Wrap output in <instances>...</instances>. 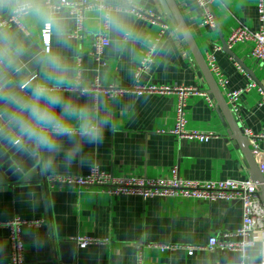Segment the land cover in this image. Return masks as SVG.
<instances>
[{"label":"crops","instance_id":"crops-1","mask_svg":"<svg viewBox=\"0 0 264 264\" xmlns=\"http://www.w3.org/2000/svg\"><path fill=\"white\" fill-rule=\"evenodd\" d=\"M108 1L118 7L128 2ZM175 1L205 59L208 52L214 53L228 78L227 86L219 87L229 107V91L256 83V88L241 95L240 119L232 113L244 129L261 133L264 90L261 93L259 88L264 89V62L251 56V44L232 49L237 59L224 47L238 24L252 29L261 27L258 0H214V26L204 22V9L198 0ZM47 2L61 0H0V16H7L18 5H33L21 19L27 31L17 24L0 29V84L12 76L19 84L35 78L30 92L42 83L55 87L56 78H62L64 84L54 91L75 105L86 106L89 118L102 129L103 136L91 143L78 134L60 137L59 152L37 153L41 179L0 182V223L15 218L49 221L42 226L23 228L26 264H138L141 251L144 264H234L224 260L222 250L198 248L189 254L187 247L205 246L213 235L223 237L236 232L242 224L240 201L113 196L96 186L60 187L48 182L49 175H86L94 165L116 176L170 177L178 166L180 176L185 179H254L248 158L230 131L217 99L210 96V86L193 53L183 34L175 30L160 0H135L171 24L139 76L141 60L159 33L158 26L123 9L114 10L110 18L111 42L103 53L107 65H103L91 55L101 27L99 12H88L84 37L77 40L70 36L76 22L68 9L52 7ZM47 21L53 26L49 53L45 52L41 37ZM78 57L82 60L84 85L92 86L98 80L102 86L115 85L125 91L111 97L105 92L71 89ZM137 84H177L206 92L212 105L204 95L190 96L187 127L211 131L217 136L200 142L172 133L177 96L159 92L138 94L133 90ZM54 111L59 114L61 109L57 106ZM18 114L19 108L7 124L13 139L24 142L27 139L20 137L13 121ZM72 123L78 127V121ZM259 148L264 150V139L259 141ZM69 151L76 153L71 159L66 155ZM254 160L259 168V153ZM9 236L10 229L0 226V264L11 258ZM80 236L107 241L80 247L76 241ZM163 245L176 248L162 251Z\"/></svg>","mask_w":264,"mask_h":264},{"label":"built area","instance_id":"built-area-1","mask_svg":"<svg viewBox=\"0 0 264 264\" xmlns=\"http://www.w3.org/2000/svg\"><path fill=\"white\" fill-rule=\"evenodd\" d=\"M214 0H198L204 9L205 23L215 25V18L211 11V6ZM52 7H65L73 16L76 22L75 29L71 32L70 36L74 39L81 40L85 34L86 20L88 12H99V22L101 24L99 32L94 38V50L91 55L103 65H107L103 58L105 48L110 44V18L114 10L123 9L139 18H143L151 22L153 25L158 26L159 33L155 36L153 42L149 45L144 58L137 71V75L151 61L152 55L156 50L159 42L163 39L167 31L171 28L169 21L165 20L159 15H156L152 9L144 8L138 5L135 0H128L126 6L118 7L113 6L108 0H78L69 1L61 0L60 3L47 2ZM33 5H18L13 8L7 16H0V29L7 27L11 24H17L25 31L26 28L22 24V17L25 15ZM258 13L262 25L259 29H252L243 23L238 24L230 32L227 44L230 49L235 46L248 43L251 44V56L264 62V0H258ZM52 23L45 22L42 30L41 37L44 44L45 52L51 51L52 40ZM206 60L211 72L217 77V82L220 87L225 88L228 84V78L221 70L216 56L212 52H208ZM2 61L0 59V69ZM238 69L244 72V69L238 65ZM82 60L81 57L77 59V69L75 76V83L71 89H78L81 92L93 90L95 92H105L111 97H116L125 91V88H119L115 85L102 86L100 81H96L92 86L84 85L82 82ZM50 89H60L53 86H48ZM256 83H249L245 88L233 90L228 92V101L232 112L241 117V95L245 91H250L256 88ZM133 90L138 94L143 93H163L174 94L177 96L176 103V124L175 128L171 130L180 138H187L197 140L200 142H207L217 136L216 133L211 131L191 130L187 127V106L190 96L201 94L206 96L209 103L212 105L210 97L206 92H203L197 87L183 86V85H135ZM262 93L263 89L259 88ZM245 135L249 138L250 144L253 148L258 149L259 153V168L264 176V150L259 148V141L264 139V130L261 133H253L250 129H244ZM20 140H17L19 142ZM257 153V154H258ZM52 186H79L99 187L103 192L113 196L118 195H133L141 196L144 199L148 198H176V199H196L205 200L208 202H215L218 200H227L230 202L240 201L242 203V224L234 233L224 234L223 237L213 235L209 238L205 246H190L187 247L189 254H192L195 249L203 248L205 250H230L240 251L243 254L248 249L260 244V262L264 264V206L260 197V187L252 179H220V180H193L185 179L180 176L178 166L172 170L170 177L160 178H146L139 176H116L111 172L103 170L98 165H94L91 171L86 175H49L47 177ZM49 224L48 219H35L25 220L15 218L12 221L0 223L1 227L10 229V244L12 247L11 258L4 264H26L24 256V242H23V228L25 226H42ZM235 237L237 240H226L224 238ZM77 244L80 247H86L91 244L104 243L107 240L80 236L76 238ZM162 251L172 250L176 248L172 245L160 246ZM138 264H144L142 251L139 253Z\"/></svg>","mask_w":264,"mask_h":264},{"label":"water","instance_id":"water-1","mask_svg":"<svg viewBox=\"0 0 264 264\" xmlns=\"http://www.w3.org/2000/svg\"><path fill=\"white\" fill-rule=\"evenodd\" d=\"M160 1L175 30L183 34L210 86V96H215L217 99L222 114L224 115L227 124L230 126V131L246 154L253 170L252 177L254 181L259 184L260 197L264 205V176L254 160V156L258 153V149L251 148L249 138L245 135L242 124L236 120L234 114L230 110V107L227 104L203 53L197 45L193 33L178 4L175 0ZM224 47L236 58L235 53L229 48L227 43H224ZM35 82V78H31L27 82L19 84L15 80V76H12L10 80L0 84V182H17L19 180L42 178L40 159L37 154L39 150H36L29 140L24 142H17V140H14V135L7 124L12 113H14L20 105L31 100L32 91L29 92L28 90ZM259 249L260 244H257L255 247L248 249L245 254L240 251L230 250H223L222 252L224 260L228 259L230 263L258 264L260 262Z\"/></svg>","mask_w":264,"mask_h":264},{"label":"clouds","instance_id":"clouds-1","mask_svg":"<svg viewBox=\"0 0 264 264\" xmlns=\"http://www.w3.org/2000/svg\"><path fill=\"white\" fill-rule=\"evenodd\" d=\"M55 63V62H53ZM64 84L62 78H56L55 87ZM59 106L58 114L54 109ZM18 115L13 117L22 139L31 141L36 150L57 153L61 149L60 137L79 135L88 142L102 139L103 131L89 118L88 108L65 100L60 94L50 89L46 84H37L32 89V98L19 107ZM26 113V115H25ZM79 122L78 127L72 123ZM71 159L75 152L66 153ZM52 163L48 161V166Z\"/></svg>","mask_w":264,"mask_h":264}]
</instances>
